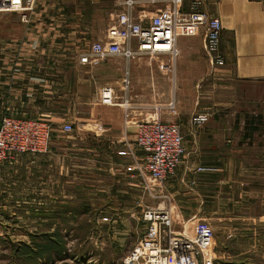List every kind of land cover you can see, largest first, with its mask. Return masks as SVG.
I'll list each match as a JSON object with an SVG mask.
<instances>
[{
    "label": "rangeland",
    "instance_id": "obj_1",
    "mask_svg": "<svg viewBox=\"0 0 264 264\" xmlns=\"http://www.w3.org/2000/svg\"><path fill=\"white\" fill-rule=\"evenodd\" d=\"M121 1L42 0L41 8L50 11L46 15L55 16L44 20L64 25L54 34L59 37L57 49L42 52L40 70L36 67L34 73L27 68V81L19 93L13 92L17 88L14 83L3 86L0 118L8 115L49 123L51 146L46 154L20 155L0 167V264H122L142 239L145 226L141 214L150 208L167 209L173 230L179 232L191 230L198 222L207 223L214 233L211 264H264L263 241L253 242L247 240L251 236L243 235L244 239L232 242L228 236L232 223L260 220L263 211L257 206L229 211L226 187L223 184L217 194L209 185L214 176L206 175L196 177L206 184L196 195L199 187H194L192 179L181 184L177 189L181 208L176 209L166 193L176 171L166 183H159L148 176L142 178L135 168L131 152L139 157L133 143L137 123L158 113L162 121L179 127L191 125V117L185 116L189 106H174V81L156 69V60L136 55L126 64L119 59L77 64L78 56L86 53L92 42L102 40L111 18L121 9ZM141 7L154 12L162 4ZM128 65L131 71L126 76ZM126 77L129 112L121 107ZM103 85L115 87L117 92L115 103L106 106L113 109L108 121L129 131V140L120 144L108 145L109 136L95 126L102 107L97 95ZM219 99L228 101L225 94ZM229 111L222 108L217 116L207 113V121L247 123L259 116L255 123L262 125L264 120L262 114L231 115ZM64 125H70L71 132L64 133ZM253 142L251 164L256 168L262 152L257 138H251ZM253 189H258L257 184ZM217 201L221 207L218 214ZM227 212L240 217L233 220Z\"/></svg>",
    "mask_w": 264,
    "mask_h": 264
},
{
    "label": "crops",
    "instance_id": "obj_2",
    "mask_svg": "<svg viewBox=\"0 0 264 264\" xmlns=\"http://www.w3.org/2000/svg\"><path fill=\"white\" fill-rule=\"evenodd\" d=\"M32 1V10L26 13L24 19L19 13H0V97H3L1 93L6 90L3 86L8 83H14L17 88L12 90L19 93L27 81V68L34 73L36 67L40 70L42 52L57 49L59 37L54 34H58L56 29L64 25L59 21L44 20L55 16L46 15L50 14V11L48 8H41L42 0ZM146 3L148 0H137V8ZM180 9L183 13L195 9L220 20L219 52L224 58V63L214 67L207 57L205 29H200L192 37H179L175 44L178 54L174 71L171 75L161 73L174 81V106H189V112L185 116L191 119L204 113L217 116L222 108L229 109L231 115L240 112L262 114L264 119V0H182ZM104 39L105 35L98 41ZM109 59L122 60L118 57L107 60ZM77 64L80 65L78 61ZM129 71L130 66L125 71L126 76ZM103 86L111 87L116 97L115 87ZM128 89L129 81L127 88L125 83L123 85L125 95L123 94L122 99H127L131 107L127 96ZM222 94H225L228 101L222 103L219 99ZM98 97L99 94V102ZM106 106L102 105L99 109V124L95 125L96 128L105 133V136H109L108 145L129 140V131L126 128L123 131L120 124L108 121V115L113 109ZM7 111L4 113L7 114ZM263 121L262 125L253 124L257 127L253 133L250 132L251 125L241 120L237 123L234 120H210L199 126H180L185 155L176 169L174 179L166 185L170 204L176 209L181 208L177 189L181 184H185V181L189 183L192 179L194 187H199V190L194 191L196 195L197 191L200 192L203 185H206L202 179L198 182L196 177L214 176L209 185L215 188L218 194L224 184L226 207L229 211L250 209L251 206H257L263 211L260 220L248 215L249 218L257 220L253 224L232 223V231L229 228L231 235H228L232 236V242L240 241L238 238H243V235L251 236L247 240L264 242V132H261L264 131ZM251 138H257V147L262 152L256 168L251 164L254 156L250 152L255 149V143H250ZM115 149L114 147L113 150ZM135 159L138 161L139 157L135 156ZM197 168L210 171L197 172ZM256 184L257 190L253 189ZM215 204L218 214L220 203L217 201ZM227 215H231L233 220L240 217L233 212H227ZM236 231L240 233H235ZM231 246L233 247L232 243ZM261 259L264 262V248Z\"/></svg>",
    "mask_w": 264,
    "mask_h": 264
},
{
    "label": "built area",
    "instance_id": "obj_3",
    "mask_svg": "<svg viewBox=\"0 0 264 264\" xmlns=\"http://www.w3.org/2000/svg\"><path fill=\"white\" fill-rule=\"evenodd\" d=\"M181 1L149 0L150 4L159 2L163 5L152 12L143 7L137 11V0H122L121 9L105 32V39L92 42L88 51L78 56V63L88 66L112 57L129 62L136 55H147L157 60L156 68L160 73L171 75L178 54L176 40L195 36L203 28L206 55L214 67L222 66L220 20L195 9L183 13ZM32 6V0H0V13H19L24 19ZM124 83L127 88L128 81ZM115 100L111 87L100 88V104L110 106ZM121 106L125 112L131 108L127 99ZM207 120V113L199 114L191 119V124L199 126ZM62 130L69 133L71 126L64 125ZM51 138V125L45 121L3 115L0 118V167L20 155L46 154ZM134 146L139 152V160L131 154L139 175L159 183L174 175L185 155L179 125L162 121L158 114L135 125ZM204 171L210 169L197 168V172ZM141 222L145 226L143 237L122 264H211L214 233L207 223L198 222L189 231L176 232L170 212L165 208L144 210Z\"/></svg>",
    "mask_w": 264,
    "mask_h": 264
},
{
    "label": "trees",
    "instance_id": "obj_4",
    "mask_svg": "<svg viewBox=\"0 0 264 264\" xmlns=\"http://www.w3.org/2000/svg\"><path fill=\"white\" fill-rule=\"evenodd\" d=\"M258 118H261V117L255 116V117H252L249 121H247V124H250L251 125L250 127L252 128L251 130H253V131L255 130V128H257V127H254L253 124L256 125L255 122L258 121Z\"/></svg>",
    "mask_w": 264,
    "mask_h": 264
}]
</instances>
